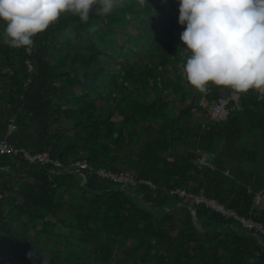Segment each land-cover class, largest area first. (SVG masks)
Returning <instances> with one entry per match:
<instances>
[{
  "label": "trees",
  "instance_id": "obj_1",
  "mask_svg": "<svg viewBox=\"0 0 264 264\" xmlns=\"http://www.w3.org/2000/svg\"><path fill=\"white\" fill-rule=\"evenodd\" d=\"M5 26L0 140L13 123V147L54 163L0 155V264H264L261 236L170 193H202L264 224L256 191L195 163L220 143L264 137V98L250 90L226 121L211 120L233 91L199 92L184 78L179 0H124L108 16L94 6L86 23L66 14L30 48L4 44ZM71 159L137 183L102 181Z\"/></svg>",
  "mask_w": 264,
  "mask_h": 264
},
{
  "label": "clouds",
  "instance_id": "obj_2",
  "mask_svg": "<svg viewBox=\"0 0 264 264\" xmlns=\"http://www.w3.org/2000/svg\"><path fill=\"white\" fill-rule=\"evenodd\" d=\"M143 6L145 0H138ZM124 0H0L3 43L30 48L34 37L71 14L88 22L94 6L108 16ZM180 40L189 54L183 76L197 91L209 85L235 94L264 91V0H179ZM99 25L88 31L95 33ZM228 95V94H226ZM34 253L28 254L33 259Z\"/></svg>",
  "mask_w": 264,
  "mask_h": 264
},
{
  "label": "built area",
  "instance_id": "obj_3",
  "mask_svg": "<svg viewBox=\"0 0 264 264\" xmlns=\"http://www.w3.org/2000/svg\"><path fill=\"white\" fill-rule=\"evenodd\" d=\"M260 94V99L264 98V91L256 90ZM241 94H235L231 92L228 95H223L219 97L213 105L210 107L209 114L212 121L215 122H221L226 121L232 110L235 108L239 109V99ZM233 105V107H231ZM16 130V126L11 123L8 127V133L6 138L0 140V155H13L17 156L20 153H22L23 158L28 160L30 164H36V163H43V164H51L54 163L53 160H51L50 155L47 152H38V153H31L27 150L21 149L20 151L13 147L9 141L8 137ZM215 159V155L212 154L210 158H208L206 155L202 154L201 151H199V157L197 161L195 162L199 168L205 165H209V167L216 171V168L214 164L211 162ZM75 162H70L69 167L74 169L75 171H82L87 170L91 174H96L100 180L102 181H113V182H119L124 185H135L137 182L135 179H133L131 176L126 174H115L110 171H107L105 169H94L91 167L86 160H79ZM56 165V163H55ZM148 184L151 189H155V186L151 182H145ZM171 195H177L181 198H190L193 199L194 203L196 205L199 204H205L207 207L212 208L217 213L221 214L222 216H225L228 219H235L237 220L242 227L248 231L252 232L257 236H261L264 241V224L258 221H255L252 218H246L243 216H240L236 211L227 209L224 205L217 203L215 200L205 198L202 193L198 196H195L189 192H187L184 189H174L171 192ZM257 200H264V186L256 192L254 201Z\"/></svg>",
  "mask_w": 264,
  "mask_h": 264
},
{
  "label": "rangeland",
  "instance_id": "obj_4",
  "mask_svg": "<svg viewBox=\"0 0 264 264\" xmlns=\"http://www.w3.org/2000/svg\"><path fill=\"white\" fill-rule=\"evenodd\" d=\"M123 42L121 37L118 39ZM132 46L129 44L128 49L131 50ZM148 99L152 98L149 94ZM209 107V103L202 98L203 102ZM206 101V102H205ZM233 107V105H231ZM238 109V108H235ZM234 110V109H233ZM232 110V111H233ZM206 118V116L204 117ZM208 120V119H207ZM219 154L213 160V164L221 169L224 164V168L220 171H225V176L234 182L239 183V188L249 189L257 191L264 185V137H254L250 139L249 143H242L234 145V142H223L218 146ZM126 150L125 152H128ZM205 155L210 158L209 153ZM75 159H71L70 162H75ZM225 164L228 169H225ZM225 169V170H224ZM228 170L227 174L226 171ZM218 171V169H216ZM79 172V171H78ZM224 176V177H225ZM260 202L256 203V208H259ZM65 228H60V233L65 232ZM42 254V252H38Z\"/></svg>",
  "mask_w": 264,
  "mask_h": 264
},
{
  "label": "crops",
  "instance_id": "obj_5",
  "mask_svg": "<svg viewBox=\"0 0 264 264\" xmlns=\"http://www.w3.org/2000/svg\"><path fill=\"white\" fill-rule=\"evenodd\" d=\"M258 138H259V137H258ZM204 155H205V154H204ZM211 155H212V154H211ZM211 155H210V156H211ZM215 158H216V157H215ZM214 166H215V165H214ZM223 166H224V164L222 165L221 169H219L218 166H215V168L218 169V171H215V172H217L218 175H221V174L225 175V171H220V170H222V168H224ZM225 166H226V164H225ZM228 168H229L228 166L225 167V169H228ZM225 169H224V170H225ZM227 172H228V170L226 171V174H227ZM263 186H264V185H263ZM261 188H262V187H261ZM261 188H260V189H261ZM260 189H259V190H260ZM245 190H246V189H245ZM259 190H257L256 192H258ZM247 191H252V189H251V190L247 189ZM258 202H260V206H259V208H260V209H263V208H264V200H257V201H255V203H258ZM255 207H256V204H255Z\"/></svg>",
  "mask_w": 264,
  "mask_h": 264
},
{
  "label": "water",
  "instance_id": "obj_6",
  "mask_svg": "<svg viewBox=\"0 0 264 264\" xmlns=\"http://www.w3.org/2000/svg\"><path fill=\"white\" fill-rule=\"evenodd\" d=\"M80 174H82V173L80 172Z\"/></svg>",
  "mask_w": 264,
  "mask_h": 264
}]
</instances>
